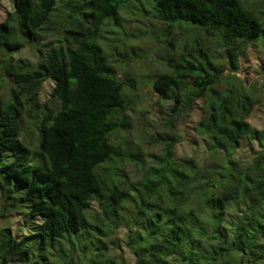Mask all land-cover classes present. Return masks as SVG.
<instances>
[{
	"label": "trees",
	"instance_id": "1",
	"mask_svg": "<svg viewBox=\"0 0 264 264\" xmlns=\"http://www.w3.org/2000/svg\"><path fill=\"white\" fill-rule=\"evenodd\" d=\"M133 1L13 0L0 20V81L14 83L0 97V216L22 218L0 225V264H124L115 246L137 264H264V128L249 121L261 97L236 73L249 44L264 45V0H148L185 37L152 90L174 113L201 99L196 130L211 158L176 159L168 137L147 163L118 141L138 88L103 45ZM190 27L204 37L188 49ZM25 43L44 48L40 61L11 54ZM244 140L258 145L248 159L235 156Z\"/></svg>",
	"mask_w": 264,
	"mask_h": 264
},
{
	"label": "rangeland",
	"instance_id": "2",
	"mask_svg": "<svg viewBox=\"0 0 264 264\" xmlns=\"http://www.w3.org/2000/svg\"><path fill=\"white\" fill-rule=\"evenodd\" d=\"M249 3L257 0H246ZM0 20L3 19L7 10L13 7V0H0ZM118 26H110V30L104 31V48L112 64L116 67L120 78H132L136 81L137 90L130 91L134 95L135 101L132 103V127L129 131H118L116 133L118 141L128 140L133 147L138 148L142 160L147 163L154 153H161L164 147V140L168 137L175 139L174 149L176 159L193 158L203 160L210 157L206 151V138L196 130V124L201 115L202 101L197 100L195 108L184 110L181 113L172 112V102L158 96L152 90L151 82L154 77L162 71L163 61L168 55H178V48L181 38L184 40L183 28L167 26L157 20L150 8L149 1L143 0L140 3L134 0L122 9ZM117 30V31H115ZM190 34L187 48L199 47L202 43L204 32L198 28L190 27ZM194 31H199L195 33ZM264 33H260L259 38ZM55 39L47 35L42 40L41 45L49 40ZM172 41V44H170ZM216 50L218 59L224 61V66H228L221 54L222 49L216 43H209ZM187 48H185L187 50ZM40 45L24 44L19 50L12 51L16 57H22L38 62L41 60ZM264 45L260 40H255L249 44L247 50L238 57V68L236 70L246 84H256L261 102L252 109L249 121L259 128H264ZM228 68H226V72ZM0 82V97L8 95V91L13 82L10 79ZM53 81L47 79L41 88V97L44 102L50 97V89ZM173 117L174 126L167 125L169 117ZM27 115L24 116L26 119ZM29 120H25L23 128L24 135L29 131ZM35 136V133H33ZM258 149L255 142L242 141L241 147L235 152L237 158L248 159L252 152ZM4 157V155L2 156ZM211 158V157H210ZM131 175L136 169L133 163L126 165ZM133 173V174H132ZM18 221H22L19 214L0 216V225L10 224L15 227ZM113 256L124 264H137V259L133 253L125 246H115L112 249ZM12 264V263H11ZM17 264V263H13Z\"/></svg>",
	"mask_w": 264,
	"mask_h": 264
}]
</instances>
